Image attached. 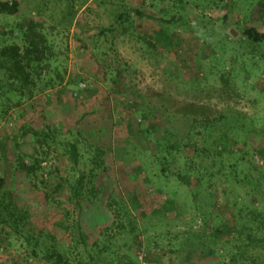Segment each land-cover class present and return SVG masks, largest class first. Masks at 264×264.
Segmentation results:
<instances>
[{
  "label": "rangeland",
  "instance_id": "rangeland-1",
  "mask_svg": "<svg viewBox=\"0 0 264 264\" xmlns=\"http://www.w3.org/2000/svg\"><path fill=\"white\" fill-rule=\"evenodd\" d=\"M17 1V16L0 17V48L21 47L18 29L35 18L54 57L49 73L42 67L33 98L9 94L13 103L20 101L10 108L1 99L0 177L43 235L37 249L32 240L11 235L0 264H53L41 258L51 250L70 263L93 264L94 242L108 246L98 264H136L140 248L147 264H229L235 254L240 264H264V73L257 63L245 71L236 65L227 86L219 77L234 67L221 65L234 52L221 42L225 35L235 41L246 26L264 33L261 0H227L219 7L218 0H185V25L160 31L154 19L173 14L171 0H89L85 6L84 0ZM118 4L151 17L140 21V38L130 32L94 39L111 25ZM69 6L75 15L66 27ZM56 72L63 84L45 89ZM233 120L246 131L231 126L223 149L219 138ZM45 125L55 129L59 144L78 141L84 159L73 170L57 146L36 190L17 167L37 146L20 128ZM97 147L105 152V170L94 183L99 194H90L88 184L79 208L68 201V188L46 199L61 177L73 181L89 172V153ZM110 200L119 204L111 211ZM120 208L126 217L118 221ZM205 223L221 231L215 239L204 234Z\"/></svg>",
  "mask_w": 264,
  "mask_h": 264
},
{
  "label": "trees",
  "instance_id": "trees-1",
  "mask_svg": "<svg viewBox=\"0 0 264 264\" xmlns=\"http://www.w3.org/2000/svg\"><path fill=\"white\" fill-rule=\"evenodd\" d=\"M89 0H84V6L87 5ZM185 0H171V10L173 11L172 15L165 18L159 16L157 19H154L155 22L160 27L159 31L164 27H173L185 25V20L182 16V11L184 9ZM229 1V0H228ZM227 0H218L213 3L219 7L218 3H225ZM106 4V0H102L99 5ZM259 5L264 6L262 0L259 2ZM19 2L17 0H0V17H14L19 13ZM229 12H227L228 15ZM69 20L67 26L69 27L75 15V12L72 10V7L69 6V11L67 12ZM113 22L110 26L104 28L97 36H94V39L98 38L99 35H104L105 33L111 34H120V36H125L127 33H132L136 38H140V21L144 19H151V17L140 10L125 7L121 4H118L114 15H112ZM226 19V18H225ZM223 19L222 26H226V20ZM65 21V16L62 15L59 19L58 25ZM44 25L42 22H39L35 18H31L28 22L19 28L20 37L22 40V46L20 47L17 44H10L0 48V103L1 99L4 100L5 106L10 108L11 106H20V101L13 103L8 97L9 94H18L22 96L24 93L28 98H33L36 94L37 82L43 78L42 67L47 66L48 73L51 69V62H53V52L50 43L48 42L47 35L44 33ZM56 28L52 27L50 30L54 31ZM158 31V32H159ZM211 34V30H208ZM157 32V33H158ZM210 34L206 35L207 41L211 38ZM242 38L237 40H232V35L228 33L222 39V43H229L231 48H234V52L231 55L230 61H224L221 65H228L231 68L230 71L221 72L219 77L221 83L225 86L228 85V82L231 80V76L236 72V65H239L241 70L245 71L246 68L253 66L254 64L260 63L261 72L264 73V33L260 32L256 27L246 26L242 32ZM151 36V35H150ZM174 36L180 38V34L174 33ZM150 39V37H149ZM167 40L170 44H175L172 40V37H168ZM158 43V42H157ZM149 47L155 50V45L152 42L148 43ZM257 61V62H256ZM231 63V64H230ZM44 72V71H43ZM247 74V73H246ZM64 82L63 74L59 72L55 73V79L50 78L46 81L44 88L53 89L55 86H61ZM8 110V109H7ZM6 110V111H7ZM5 111V112H6ZM226 124L225 130L222 132V136L219 140L223 141V149H226L225 140L229 136V133L233 129L231 126L237 127L240 130L246 131L243 129V125H240L238 122ZM207 126V125H206ZM208 127V126H207ZM206 128V127H205ZM207 129V128H206ZM20 131L23 136L29 135L32 139L35 146V154L33 156H26L25 160H28V163L25 164L24 161H18L17 167L20 171H23L26 177L32 183L34 189H40L38 185L39 177H43V164L46 162V158L50 155L49 152L55 149L57 146L62 145V148L65 149V152L68 155L69 161L73 166V170H77L81 163V160L84 159L82 153L79 151V142L78 141H67L65 144H59L57 139V133L52 126L45 125L41 129H34L29 127H22ZM196 132L200 133V128H196ZM234 144V143H233ZM235 145V144H234ZM229 146V145H227ZM91 150V148H89ZM197 152V151H196ZM91 158L89 164L91 166L87 174L81 173L75 180L69 176L65 178H60L51 194L45 193L46 199H51L52 194H57L64 191L68 188L70 194L68 201L76 208H79L80 201L83 196L84 189L89 184L91 188L88 190L90 194L96 196L99 194L100 189L95 186L96 174L99 171H104V155L105 152L101 148H94L89 153ZM162 163V172L167 171V162L163 160ZM78 171V170H77ZM178 182L182 183V175L177 174L174 176ZM237 183H241L236 180ZM184 185H189L188 179L183 182ZM4 179L0 177V249L5 244L7 239L11 235L20 236L25 239L26 242L29 240L33 241L34 247L37 249L40 245V240L42 238V232L37 231L35 226L30 222V214L27 210L20 209L16 206L13 201V197L10 192L6 191L4 188ZM112 204L116 202L108 201L106 203L107 208L111 211ZM119 206V204H116ZM123 208H120V211L115 215L118 221H121L123 216ZM122 227V224H120ZM33 233L30 237H27L29 234ZM221 231L218 228L207 227V224H204V234L209 235L213 239L217 237V234ZM194 236L196 234H193ZM200 235V233H198ZM251 239L250 236H248ZM85 245V242H83ZM92 245L96 247L95 258L90 256V261L93 264H98L99 259L107 251V245L102 248H98L96 242ZM31 253L34 257H37L35 250H32ZM239 254L230 256L229 264H240L237 260ZM44 261L49 262L54 260L53 264H74L70 263L68 258H65L60 253H57L55 250H51L50 253L46 252L41 256ZM147 260V259H146ZM136 264L137 258H136ZM148 261V260H147ZM76 264H81L76 263ZM252 264V263H251Z\"/></svg>",
  "mask_w": 264,
  "mask_h": 264
},
{
  "label": "built area",
  "instance_id": "built-area-1",
  "mask_svg": "<svg viewBox=\"0 0 264 264\" xmlns=\"http://www.w3.org/2000/svg\"><path fill=\"white\" fill-rule=\"evenodd\" d=\"M83 85H79V88L81 89ZM136 258H137V264H147L146 260V251H144L143 248H140L137 253H136Z\"/></svg>",
  "mask_w": 264,
  "mask_h": 264
}]
</instances>
